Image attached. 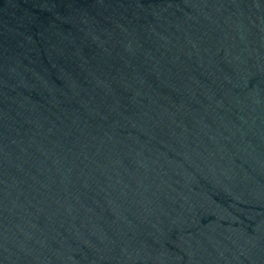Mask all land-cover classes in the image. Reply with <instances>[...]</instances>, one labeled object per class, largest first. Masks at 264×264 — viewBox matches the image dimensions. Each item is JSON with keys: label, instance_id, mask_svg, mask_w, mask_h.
Listing matches in <instances>:
<instances>
[{"label": "water", "instance_id": "water-1", "mask_svg": "<svg viewBox=\"0 0 264 264\" xmlns=\"http://www.w3.org/2000/svg\"><path fill=\"white\" fill-rule=\"evenodd\" d=\"M0 264H264V0H0Z\"/></svg>", "mask_w": 264, "mask_h": 264}]
</instances>
